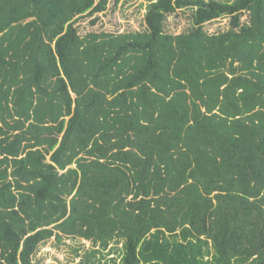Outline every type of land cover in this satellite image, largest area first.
Instances as JSON below:
<instances>
[{
    "label": "trees",
    "instance_id": "1",
    "mask_svg": "<svg viewBox=\"0 0 264 264\" xmlns=\"http://www.w3.org/2000/svg\"><path fill=\"white\" fill-rule=\"evenodd\" d=\"M107 5L0 0V264L52 238L91 242L79 264H264V0L81 36Z\"/></svg>",
    "mask_w": 264,
    "mask_h": 264
},
{
    "label": "rangeland",
    "instance_id": "2",
    "mask_svg": "<svg viewBox=\"0 0 264 264\" xmlns=\"http://www.w3.org/2000/svg\"><path fill=\"white\" fill-rule=\"evenodd\" d=\"M209 1V0H207ZM221 2H233L235 0H216ZM154 0H108L106 11L95 14L91 17L85 16L75 22V27L81 36L90 33H108L113 35L140 34L147 30L146 16L150 5ZM192 10H178L170 15L166 22V31L173 35H180L192 28ZM248 21L246 14L242 22ZM231 20L228 17H221L205 25L209 34H220L230 29ZM112 243L104 252L106 259L118 258L117 255H110L109 250L114 247ZM117 247L122 250L123 244ZM98 248H96L97 250ZM93 250L91 242L81 239H65L57 241L52 238L38 249L33 257L34 264H79L81 255ZM119 262V260H118Z\"/></svg>",
    "mask_w": 264,
    "mask_h": 264
}]
</instances>
